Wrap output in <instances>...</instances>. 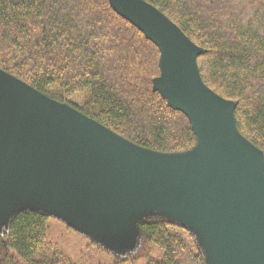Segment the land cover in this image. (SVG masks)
I'll list each match as a JSON object with an SVG mask.
<instances>
[{
	"label": "water",
	"instance_id": "95a60500",
	"mask_svg": "<svg viewBox=\"0 0 264 264\" xmlns=\"http://www.w3.org/2000/svg\"><path fill=\"white\" fill-rule=\"evenodd\" d=\"M108 2L158 49L152 90L188 119L196 144L142 148L0 70V230L36 210L122 251L154 216L190 231L206 264H264V153L238 131L236 104L203 83L204 51L155 7Z\"/></svg>",
	"mask_w": 264,
	"mask_h": 264
},
{
	"label": "trees",
	"instance_id": "16d2710c",
	"mask_svg": "<svg viewBox=\"0 0 264 264\" xmlns=\"http://www.w3.org/2000/svg\"><path fill=\"white\" fill-rule=\"evenodd\" d=\"M144 1L204 51L203 83L236 104L238 131L264 153V0ZM158 58L108 0H0L1 71L142 148L186 152L196 144L188 119L152 90ZM51 219L19 210L0 232V264H81L48 241ZM137 228V251L117 264H205L177 223L155 217Z\"/></svg>",
	"mask_w": 264,
	"mask_h": 264
},
{
	"label": "rangeland",
	"instance_id": "374dc122",
	"mask_svg": "<svg viewBox=\"0 0 264 264\" xmlns=\"http://www.w3.org/2000/svg\"><path fill=\"white\" fill-rule=\"evenodd\" d=\"M51 218L52 219L49 222L50 231L48 233V241L53 244H57L64 253H66L73 259L79 261L81 264H117L119 263V261L116 258L121 260L126 259L128 255L134 254L137 251L140 244L139 234V236L136 237V239L138 240L135 241V243L130 249H125L122 251L110 250L99 242H97L96 240H94L93 238L69 227L64 221H62L58 217L51 215ZM150 218L155 217L153 216ZM6 228L7 227L3 226L0 232H3V230H5ZM92 242L95 244H93ZM89 246L92 247L90 248ZM155 257L156 256H154L153 258ZM131 258L133 259V257ZM203 258L204 262H206L204 254ZM125 264H146V260L136 259L131 260Z\"/></svg>",
	"mask_w": 264,
	"mask_h": 264
}]
</instances>
